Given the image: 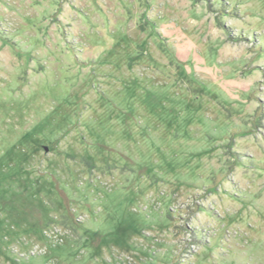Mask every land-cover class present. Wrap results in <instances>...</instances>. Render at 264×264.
<instances>
[{"label":"rangeland","instance_id":"rangeland-1","mask_svg":"<svg viewBox=\"0 0 264 264\" xmlns=\"http://www.w3.org/2000/svg\"><path fill=\"white\" fill-rule=\"evenodd\" d=\"M0 264H264V0H0Z\"/></svg>","mask_w":264,"mask_h":264}]
</instances>
